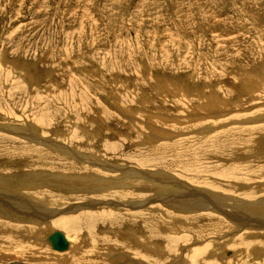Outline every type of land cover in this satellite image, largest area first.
<instances>
[{
	"label": "rangeland",
	"instance_id": "1",
	"mask_svg": "<svg viewBox=\"0 0 264 264\" xmlns=\"http://www.w3.org/2000/svg\"><path fill=\"white\" fill-rule=\"evenodd\" d=\"M91 158L147 171L171 192L145 189L146 217L53 226L74 243L61 255L46 221L0 204V264H264L253 214L238 223L160 201L185 190L170 178L264 199V0H0V191L57 209L107 201L121 180L138 195L135 177L117 170L116 185L89 171Z\"/></svg>",
	"mask_w": 264,
	"mask_h": 264
},
{
	"label": "bare ground",
	"instance_id": "2",
	"mask_svg": "<svg viewBox=\"0 0 264 264\" xmlns=\"http://www.w3.org/2000/svg\"><path fill=\"white\" fill-rule=\"evenodd\" d=\"M249 79H251V78H249ZM255 81H257V80H255ZM248 83L251 84L250 82L247 81V84ZM259 84L260 83L258 82L257 85H259ZM243 85H244V83H243ZM254 85L252 87H254ZM261 85H263V84H261ZM211 100H213V99H211ZM9 128H12V127H9ZM6 131H8V129ZM23 132H24V130H23ZM19 133H22V131L19 132ZM23 134L26 136L25 139L27 138V139H30V140H33V141H37V142L40 140L39 137L36 134L32 133V132H29V134L27 133V135H26V132L23 133ZM39 142H41V140ZM41 144L46 145L48 147L52 146V148H54L55 147L54 145H56V144H53V143H52L53 145H51L50 143H46V142H41ZM57 146H59V145H57ZM60 151L63 152V150H60ZM64 152L66 154L68 153V155L70 157H75V154H76V151L70 150L68 148H67V152L66 151H64ZM85 157H86V155H85ZM90 157H92V156H90ZM86 160H87V162L85 164L89 165L88 166V168H90L89 171H92V169H93L94 166L96 168L101 169V171L103 172L102 174H110V175H112V176H109V177L114 179V183L116 185H118V180H119V179L117 180V175H119V173H117L118 172L117 170H120V173H121L120 176H122L123 178H125L127 180L128 179L129 180H132V177H135L136 179L134 178L133 179L134 181H132V183H136V185L138 186V189L140 190V192L138 193V195H136L133 191H129V189H132V188L130 186H127V184H128V183H126L127 181L125 182L124 180L123 181L121 180V183H120L119 186H123L124 189L121 188L122 189L121 190L120 188H118V189H120V191H116L115 190L113 192L114 194H107V195H109V196H107L109 198V200H107V201H102V200H100V199L97 198V200L94 199L92 201H89L90 203H83V204H80L78 206L76 205L75 207H69V208H66V209L65 208H60L61 209L60 210V209H57L58 208L57 207L58 204H56L57 206L55 208L52 207V203L53 202H50L51 205L50 206H47V204L49 203L50 200H48L47 197H46L47 200L43 202L45 204H43V205L39 204V206L41 205L40 208L43 210L42 211V210H40L39 207L36 208L34 206L36 203L35 204H32V202L30 201V197L28 199H25V198L23 199L22 197H18V196L16 197L15 195L13 197H11V196H5V194H4L5 192L2 193L0 191V204L8 205V207L11 208L14 211V213H16V214H24V215H26V214L27 215L28 214L29 215H33L34 214L36 216V218L37 217L39 218V221H46L47 222L46 223L47 226H49L48 228H51L52 229V231L50 232V235H51L54 232V230H55L53 228V226H56L57 229H61V230L76 229V228H78L81 225L90 229L92 227H95V225H98V222L100 223V221H103V220L104 221L105 220L108 221L109 224L110 223L111 224L112 223H115L119 219H121V218L116 217L117 216V213L123 214L124 217L121 216L122 218H125V217L126 218H133V216H136V217H146L147 214H150L151 213V211H152L151 206L153 204V201H155V199L152 200V198H150V197H147L146 198L147 194L145 193L143 195L141 193H143L145 189H149L151 191V189L152 188H155L156 186L157 187L161 186V188H159L160 191H161V189L162 190H166L167 189L165 192H169V193L171 192L170 188H167V186H169V184H170L169 183L170 181L167 182L166 180H164L165 183H162L161 184V181L162 180H160V178H157L158 176L156 177V176H154V174L148 173L147 171H139V170H137L134 167H127V166L126 167H121L119 169L118 166L117 167L116 166H112V165L111 166H107V164L104 165L105 160H103L104 162L102 163V162H99L100 160L97 161L94 158L86 159ZM85 168H86V166H85ZM159 174H162L163 175V173H159ZM170 179H171V182L173 184H175L177 186L180 185V187L183 186V188H185L184 191L178 192L179 191L178 190L177 191L178 194H176V192H173L174 190L171 187L173 194L172 195L169 194V193H166V195L163 194V197H165L164 200H160L159 199L162 202H165V203L167 202L166 204H169L170 207H172V208L176 207L178 210H183L184 212L189 211L188 209L198 210V211H204V210H209V209L210 210H216V209H218V210H220V211H222L224 213H228L227 217L229 218V216H231L230 219H234V217H237V215L239 214L240 216H239V218H237L238 221H239L238 223H243L242 221H245L246 224H247L248 221L249 222L255 221L257 223V225H258L255 229H261V230H258V231H263L264 230V220H261L257 216L259 214L264 213V199H261L260 200L261 203H256V202H254L255 200L254 201H249V200H244V199L237 198V197L234 198L233 196H228V195H225L223 193H221V194H214L213 192H211L209 190H206V189L201 191V190H199L198 187H196L198 189V190H196V188L193 189V188L189 187L188 185H186L185 184L186 182L185 183H181V182H178V180H175L174 178H170ZM4 180H7V179H4ZM67 181H68V179H67ZM79 182H81V181H79ZM70 184H71V182H70ZM74 184H75V182H74ZM83 184H84V182H83ZM124 184L126 186H124ZM0 185L2 186L4 184H0ZM26 185H28V184H26ZM79 186L81 187V185H79ZM107 187H104L103 186L101 188H107ZM91 191H92V189H91ZM34 193L37 194L36 192H34ZM103 196H102V198H103ZM249 196H251V195H249ZM26 198H27V196H26ZM114 199H116V202L117 203L112 202V201H114ZM67 200H68V198H67ZM156 201H157V199H156ZM65 202H66V200H64L61 203L63 204ZM61 203H60V206H61ZM225 207H226V209H225ZM134 208H139L141 210L133 211ZM155 208H153V209H155ZM0 209H1V207H0ZM77 210H82V211H80V212L77 213L76 212ZM113 210H116V211H113ZM192 210H190V211H192ZM40 211H42V212H40ZM74 212H75V214H74ZM251 214H253L252 215V218L254 217V218H256V220H252V218H249L248 217ZM118 216H119V214H118ZM101 219H103V220H101ZM27 220H29V219H27ZM98 220H100V221H98ZM255 222L253 224H256ZM39 228H41V227L38 226L37 231H38ZM29 229L30 228H28V230ZM56 231H58V230H56ZM49 236L47 237V242L50 244V246L52 248V245H51V243H50V241L48 239ZM63 236H64V238L67 241V247L65 249H63V250H55L54 248H52V250L56 251L54 253H57V254H60L61 255V254H65V252H67V251H72L73 250L74 247L71 248V245L73 246L74 243H72L70 241V238L66 234H63ZM75 249H79V248H75ZM191 250L192 249H189V250L186 249V251L188 253L191 252L190 253V257H189L190 259L189 260H191L192 262H201L202 260H204V256H203L204 254L200 253L199 250H192V251ZM51 253H53V252H51ZM111 253H112L111 250H108L107 251V254H109L110 256H112ZM58 257H60V256H58ZM109 257H107V258H109ZM104 259H105V257H104ZM110 260H111V258H110ZM177 261H178L177 264L185 263L182 260H178L177 259ZM127 264H131V263H127Z\"/></svg>",
	"mask_w": 264,
	"mask_h": 264
},
{
	"label": "water",
	"instance_id": "3",
	"mask_svg": "<svg viewBox=\"0 0 264 264\" xmlns=\"http://www.w3.org/2000/svg\"><path fill=\"white\" fill-rule=\"evenodd\" d=\"M48 239L55 250H63L67 247V241L60 231H54Z\"/></svg>",
	"mask_w": 264,
	"mask_h": 264
}]
</instances>
